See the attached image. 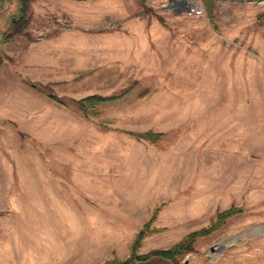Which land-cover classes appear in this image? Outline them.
<instances>
[{"label": "rangeland", "instance_id": "1", "mask_svg": "<svg viewBox=\"0 0 264 264\" xmlns=\"http://www.w3.org/2000/svg\"><path fill=\"white\" fill-rule=\"evenodd\" d=\"M19 1L0 0V264L180 243L178 264H264V0H27L12 34Z\"/></svg>", "mask_w": 264, "mask_h": 264}, {"label": "trees", "instance_id": "2", "mask_svg": "<svg viewBox=\"0 0 264 264\" xmlns=\"http://www.w3.org/2000/svg\"><path fill=\"white\" fill-rule=\"evenodd\" d=\"M20 2V4H21V19H20V21H18V22H11L12 23V29H13V32H12V34L13 33H19L20 32V30L25 26V24H26V16H25V14H26V12L28 11V1L27 0H21V1H19ZM1 60V59H0ZM52 99H54V100H57V98L55 97V96H50ZM96 98H98V100L99 99H101L100 97H98V96H91V97H88V98H84V99H81L80 101H79V103L81 104V108H87V103L86 102H88V101H91L92 99H96ZM104 100V99H103ZM100 101V100H99ZM89 103H92V102H89ZM89 103H88V105H89ZM231 212V211H230ZM230 212L229 211H225L224 213H222L221 214V217L222 216H225L226 215V217H227V215H229L230 214ZM220 215H218V217H219ZM196 235V233H192L191 235H189L188 237H187V239H186V241H189L190 240V242H191V240H192V238L194 237ZM186 248V247H185ZM184 248V246H183V243L181 244H178V245H176L175 247H173V248H170V249H167V250H156V251H152V252H150V253H148V254H146V255H143V256H132V257H129V258H127L126 260H123V261H110V262H107V263H105V264H132V263H134L135 261H145V260H147V259H149L151 256H153V255H158L159 257H161V258H163V259H166V260H169L172 264H178V262L176 261V257L178 256V255H181V253H183V251L184 250H186Z\"/></svg>", "mask_w": 264, "mask_h": 264}, {"label": "crops", "instance_id": "3", "mask_svg": "<svg viewBox=\"0 0 264 264\" xmlns=\"http://www.w3.org/2000/svg\"><path fill=\"white\" fill-rule=\"evenodd\" d=\"M2 157L3 156L0 155V178L7 177L8 176V172L10 170L8 161L5 158H2ZM2 191H3V189L1 188V184H0V193H2ZM146 262H148V264L149 263L150 264L151 263L152 264H172L170 261H168L166 259H163V258H160V257L158 259H155V260L151 259V260L140 262V263H136V264H145Z\"/></svg>", "mask_w": 264, "mask_h": 264}, {"label": "built area", "instance_id": "4", "mask_svg": "<svg viewBox=\"0 0 264 264\" xmlns=\"http://www.w3.org/2000/svg\"><path fill=\"white\" fill-rule=\"evenodd\" d=\"M188 12L194 14H200L202 13V9L198 5H188Z\"/></svg>", "mask_w": 264, "mask_h": 264}]
</instances>
